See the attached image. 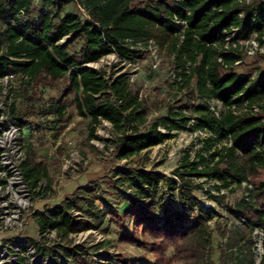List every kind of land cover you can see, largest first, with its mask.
<instances>
[{
    "label": "trees",
    "instance_id": "16d2710c",
    "mask_svg": "<svg viewBox=\"0 0 264 264\" xmlns=\"http://www.w3.org/2000/svg\"><path fill=\"white\" fill-rule=\"evenodd\" d=\"M71 1L77 2L78 10L64 12ZM135 1L0 0V78L7 71H21L35 80L42 75L53 81L68 78L79 113L91 117L90 137L96 136L102 120L111 122L120 132L113 141L122 159L175 137L173 131L192 127L190 121L196 120L197 127L193 128L207 129L212 134L204 139L195 159L188 152L183 156L173 170L175 178L169 176L166 182L175 187L179 199L185 200L184 208L162 202L160 212L154 203L161 177L155 171L139 170L134 184L147 200L140 199L130 210L136 217L134 231L124 238L133 242H140L138 234L145 238L142 243L151 247L155 259L144 260L143 264H167L166 252L171 244L176 245V257L184 264H208L212 245L208 221L216 209L203 207L196 196V190L201 189L199 179L206 177L215 181L219 191L215 194L206 190L208 196L239 221L233 229L219 228L221 235L227 236L221 264H253V230L258 225L264 228V180L247 188L249 198L244 195L234 205L226 202L225 192L243 188V181L251 182L250 177L264 168V114L253 110L254 105L264 108V68L254 74L237 72L234 67L242 58L240 49L228 44L227 38L235 34V41L257 33L264 43V0H148L133 6ZM175 15L187 20L184 31ZM151 41L174 54L176 70L183 76L181 89L196 79V94L203 103L169 105L167 114L145 127L151 111L146 99L133 90L130 77L126 73L107 77V71L86 64L110 53H117L121 60L135 61L141 53L137 45ZM77 42H81L80 49L73 53L71 48ZM22 57L30 60H20ZM211 100L219 101L224 110L218 113ZM66 107L61 99L50 102L47 111L63 115ZM10 111L20 125L26 124L28 115L20 112L17 104ZM224 140L231 144L214 147ZM26 147L22 170L39 196L52 186L49 164L38 156L33 142L26 143ZM45 177L47 185L42 186ZM222 189L226 191L222 193ZM243 190L246 192V188ZM81 194L93 214L95 189L87 192L82 188ZM196 204L200 212L195 211ZM72 208L68 201L40 214L39 231L56 230L62 240L71 243V233L92 227L88 220L76 218ZM32 242L38 253L51 255V247ZM55 245L65 257H72L73 264L89 263L79 252V244Z\"/></svg>",
    "mask_w": 264,
    "mask_h": 264
},
{
    "label": "rangeland",
    "instance_id": "374dc122",
    "mask_svg": "<svg viewBox=\"0 0 264 264\" xmlns=\"http://www.w3.org/2000/svg\"><path fill=\"white\" fill-rule=\"evenodd\" d=\"M147 1L136 0L133 6ZM78 8L77 2L71 1L65 6L64 12L77 11ZM256 38L257 33H254L249 40L253 42ZM80 46L81 42L75 43L71 52H78ZM137 47L141 53L135 61L121 60L117 53H110L91 68L107 71V77L115 76L117 72L126 73L130 77L133 90L140 92L151 111L145 127L167 114L169 105L187 106L203 103L196 94V79L179 93L181 90L177 89L174 80L176 69L174 54L159 48L153 41L139 43ZM261 47L262 50L255 54H250L245 49L240 50L242 60L236 63L234 69L245 75L254 74L260 67L264 68V44ZM249 49L251 50L252 46ZM19 97L16 103L18 110L26 113L29 119L41 123L43 127V131L37 134L29 136L26 133L23 142H28L30 138V141L35 143L38 156L49 164L52 182L51 189L44 191L42 195L38 196L33 190L31 191L33 204L22 216L23 226L13 231L15 236L21 235L30 239L31 244L33 240H36L39 246L46 244L51 247V255H40L39 261L33 263L34 248L29 245L21 253L24 256L23 264H73L72 257H65L55 247V244L59 242L69 247L79 244L82 248L79 252L82 257L89 260L88 264H143L144 260L154 261L155 256L151 247L143 245L145 238L141 234H138L140 242L124 238L125 235L134 231L136 217L130 210L139 204L140 199L143 200L142 202L147 200L141 197V192L134 184L136 172L155 171L161 177L154 204L162 212L161 203L168 194H171V199H177V191L175 187L168 186L167 178L169 176L175 178L173 170L181 164L183 156L188 152L193 158L202 148L204 139L210 135L199 131L200 128H193L197 127L194 126L196 120L193 119L189 123L192 127L173 131L177 134L175 137L143 150L129 159H122L118 157L113 141L120 132L116 131L109 121L102 120L97 125L96 136L90 137L91 117L79 113L74 98L75 91L70 89L68 78L53 81L42 75L36 80L31 91L26 87L22 88ZM61 99L67 106L63 115L47 111L50 102ZM211 104L218 113L224 110L223 105L217 100H211ZM185 110L190 111V108ZM261 113L264 114V108ZM161 129L165 131L163 127ZM58 141L60 143L57 145ZM71 141L74 143L72 144ZM223 143L231 144L224 140L215 143L214 147H220ZM73 149L78 150L88 163L62 172L65 159L70 156ZM250 180L253 184L264 180V168L257 175H252ZM199 182H201V189L196 190L198 200L204 199L216 209L208 221L212 229V245L206 262L221 264V250L226 247L227 236H222L219 228L233 229L239 221L227 211L225 206L211 199L206 193V190L217 191L213 184L214 180L199 179ZM82 188L87 192H90L91 188L95 189L93 214L88 211L87 202L81 194ZM225 193L226 202L230 205H234L245 195L243 188ZM99 194L108 202L109 207L105 209L101 207V201L97 200ZM68 201L72 202L76 210L83 212V215H79V219L88 220L92 224L89 229L71 233V243L62 240L55 230L56 234L51 233L53 229L50 232L41 233L38 225L40 214L49 213L50 210L55 209L56 205ZM199 208L200 206L196 204L195 211L200 212ZM89 231L91 233L86 234ZM98 244L101 246L97 247ZM18 246L19 244L15 242L14 247L18 249ZM35 247L37 248V245ZM166 254L167 264H184V261L176 257L175 244L169 246ZM16 256L18 254L15 253Z\"/></svg>",
    "mask_w": 264,
    "mask_h": 264
},
{
    "label": "built area",
    "instance_id": "2783aa9c",
    "mask_svg": "<svg viewBox=\"0 0 264 264\" xmlns=\"http://www.w3.org/2000/svg\"><path fill=\"white\" fill-rule=\"evenodd\" d=\"M179 1V0H172ZM81 10L84 13V16H88L87 11L81 7ZM187 13L190 11L187 9ZM176 21L181 25L182 31L185 30L188 26L187 20H180L177 15L174 16ZM235 34L233 38L228 37V44L233 43L235 47H238L240 50L245 49L246 52L250 54H255L262 50V43L258 38L256 41L250 42V38L247 39H236ZM184 38V35H181V39ZM62 39L61 41H64ZM249 41V43L247 42ZM252 46V49L249 48ZM116 54V53H115ZM20 60H30V58L22 57ZM221 61L222 58L219 57ZM242 59L236 61L239 63ZM87 63L86 65H89ZM191 65L190 62L186 65L189 68ZM89 67V66H87ZM93 66H90L91 68ZM180 70L174 72V80L176 82L177 89H180L181 93L183 89L180 86L183 85V76L179 74ZM117 74H120L117 72ZM116 74V75H117ZM36 80L30 74L24 72H14L7 71L6 74L0 78V264H23L24 256L21 254L23 249L31 245L34 248V257L32 258L33 263L39 261L38 256L42 255L38 253L35 244H31V240L25 238L24 236H15L13 231L23 226V215L25 212L30 210L33 202L31 191L32 188L29 185V182L26 180L24 172L22 170V162L27 157V147L26 143L23 142L24 135L26 133H39L43 131L42 124L31 119H27L25 125H20L17 119L13 116L10 111V108L13 104H16L20 97L21 89L26 87L30 91L33 89L34 83ZM5 99H4V98ZM5 100V102H4ZM264 105V102H262ZM263 108L260 105H254L253 110L256 112H261ZM108 121V120H107ZM111 123V122H110ZM112 124V123H111ZM28 128V130L26 129ZM199 131H204L208 135H211L207 129H198ZM207 138V137H206ZM72 144L74 143L71 141ZM60 142H57V145ZM196 155L191 158L195 159ZM88 163V160L81 156L78 150L73 149L70 153V156L65 159L63 164L62 172H66L69 168H77L79 165H85ZM206 179V177L200 178ZM42 186L47 185V180H42ZM253 183L249 181H243V188H246L245 195L249 198V192L247 188H253ZM226 189H222L221 192H225ZM131 191V189H130ZM177 191V190H176ZM215 194H218L219 191H213ZM171 194L167 195L163 199V202L166 204H171L175 208H184L185 200L171 199ZM97 200L100 202V205L103 209L107 208V203L102 199L99 194ZM203 207L209 208L212 205L209 202H206L204 199H200ZM71 211L76 218H79V215H83L82 211L72 208ZM46 231L50 232L51 229L48 228ZM45 231V232H46ZM56 231V230H55ZM54 230L51 233L56 234ZM44 232V233H45ZM48 232L46 234H48ZM253 264H261L263 255H264V228L261 226H255L253 230ZM15 242L19 244L18 249L14 247ZM17 251V252H15ZM15 253L18 256L15 257ZM20 253V254H19ZM32 253V252H31ZM43 256V255H42ZM45 263V261H43Z\"/></svg>",
    "mask_w": 264,
    "mask_h": 264
},
{
    "label": "crops",
    "instance_id": "0c3cea01",
    "mask_svg": "<svg viewBox=\"0 0 264 264\" xmlns=\"http://www.w3.org/2000/svg\"><path fill=\"white\" fill-rule=\"evenodd\" d=\"M26 129L28 130V128H26ZM27 134H29V136H30V135H33V134H35V133H27ZM29 142H32V140L30 141V138H29L28 142H26V143H29ZM34 147H35V150H37V149H36V145H35V143H34ZM39 154H40V153H39ZM44 179L47 180L46 177L43 178V180H44Z\"/></svg>",
    "mask_w": 264,
    "mask_h": 264
},
{
    "label": "bare ground",
    "instance_id": "6f19581e",
    "mask_svg": "<svg viewBox=\"0 0 264 264\" xmlns=\"http://www.w3.org/2000/svg\"><path fill=\"white\" fill-rule=\"evenodd\" d=\"M105 62V61H104ZM89 65H91V66H96L97 64H96V62H92V63H90ZM89 233H91V231H89L88 233H86V234H89ZM86 234H83V235H86Z\"/></svg>",
    "mask_w": 264,
    "mask_h": 264
},
{
    "label": "water",
    "instance_id": "95a60500",
    "mask_svg": "<svg viewBox=\"0 0 264 264\" xmlns=\"http://www.w3.org/2000/svg\"><path fill=\"white\" fill-rule=\"evenodd\" d=\"M86 66H89L90 67V65H86Z\"/></svg>",
    "mask_w": 264,
    "mask_h": 264
}]
</instances>
